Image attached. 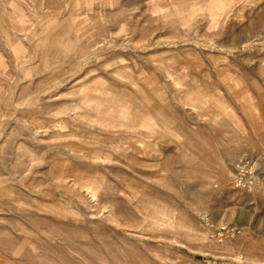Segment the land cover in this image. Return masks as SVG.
<instances>
[{
    "label": "rangeland",
    "instance_id": "rangeland-1",
    "mask_svg": "<svg viewBox=\"0 0 264 264\" xmlns=\"http://www.w3.org/2000/svg\"><path fill=\"white\" fill-rule=\"evenodd\" d=\"M0 264H264V0H0Z\"/></svg>",
    "mask_w": 264,
    "mask_h": 264
}]
</instances>
